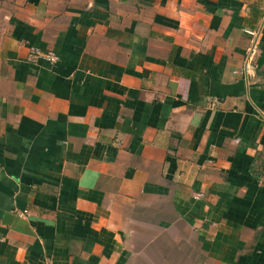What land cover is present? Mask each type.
Here are the masks:
<instances>
[{"label": "crops", "instance_id": "obj_1", "mask_svg": "<svg viewBox=\"0 0 264 264\" xmlns=\"http://www.w3.org/2000/svg\"><path fill=\"white\" fill-rule=\"evenodd\" d=\"M0 264H264V0H0Z\"/></svg>", "mask_w": 264, "mask_h": 264}, {"label": "built area", "instance_id": "obj_2", "mask_svg": "<svg viewBox=\"0 0 264 264\" xmlns=\"http://www.w3.org/2000/svg\"><path fill=\"white\" fill-rule=\"evenodd\" d=\"M50 58H52V56H49ZM24 213H20V215H23Z\"/></svg>", "mask_w": 264, "mask_h": 264}]
</instances>
